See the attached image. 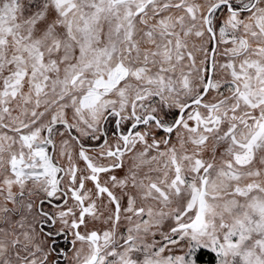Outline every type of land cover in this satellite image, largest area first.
I'll return each mask as SVG.
<instances>
[{"label": "snow or ice", "instance_id": "obj_1", "mask_svg": "<svg viewBox=\"0 0 264 264\" xmlns=\"http://www.w3.org/2000/svg\"><path fill=\"white\" fill-rule=\"evenodd\" d=\"M0 264H264V0H0Z\"/></svg>", "mask_w": 264, "mask_h": 264}]
</instances>
